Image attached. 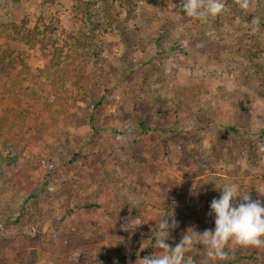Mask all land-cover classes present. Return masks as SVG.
Wrapping results in <instances>:
<instances>
[{"label":"rangeland","instance_id":"374dc122","mask_svg":"<svg viewBox=\"0 0 264 264\" xmlns=\"http://www.w3.org/2000/svg\"><path fill=\"white\" fill-rule=\"evenodd\" d=\"M107 2L136 7L120 11V28L111 20L93 64L75 43L93 28L78 0H0V50L10 46L24 60L0 79V264H67L81 255L83 264H137L162 218L182 227L178 240L193 234L208 193L218 199L225 183L264 203V0L249 12L226 0L206 24L187 17L181 0H96L101 15ZM18 28L46 31L54 46L10 41ZM135 28L146 48L127 49L122 32ZM79 68L93 79L109 72L113 101L75 129L66 116L78 113L71 76ZM119 104L132 120L117 117ZM145 244L162 253L155 237ZM256 249L254 264H264V248Z\"/></svg>","mask_w":264,"mask_h":264},{"label":"trees","instance_id":"16d2710c","mask_svg":"<svg viewBox=\"0 0 264 264\" xmlns=\"http://www.w3.org/2000/svg\"><path fill=\"white\" fill-rule=\"evenodd\" d=\"M45 2H53L55 0H44ZM80 3L84 5L86 18L89 24L93 25V28L88 30L81 29L80 34L75 38L76 46L84 52V58L86 63H93L99 61L101 58V52L104 49L105 45V35L110 33L113 30V23L111 20L120 28V11L127 7V12L132 14L135 11L136 6H113L112 2L106 4L108 7L106 8L105 15H101L96 4V0H78ZM105 1V0H104ZM121 2V0H118ZM182 10V8H181ZM183 12V10H182ZM184 13V12H183ZM185 14V13H184ZM186 15V14H185ZM145 16V15H144ZM146 22L149 23L151 20L147 17L145 18ZM264 24H262L263 26ZM142 28H135L133 32L123 31L122 37L123 41L127 47V49H133L136 46H141L142 48H146L147 42L144 37L141 35ZM41 35V37H40ZM10 41H17L19 43H26L31 47L36 45H40L42 49L47 48V46H54V42L47 36V32L41 31L37 28L30 30L28 32H23L19 28L13 31V36H11ZM24 62L20 53L14 51L10 46H7L5 50H0V79L9 80L12 75L17 71L18 65ZM131 65V62L128 60L127 67ZM63 69L65 73L70 72L71 69L68 68ZM75 72L72 74L71 79H74L73 83H76L75 86L78 88L76 93L72 95V98L76 102V106L78 109V113H69L66 117L69 120L70 124L75 129H80L82 125H86L88 123H92L98 117V111L103 110L104 106L113 101L111 91L108 86V79L110 78V73L106 72L101 73L102 76L99 79H93L84 73L83 68L75 69ZM18 82L17 88H22L19 78H21V73L17 74ZM250 80V78H247ZM144 84V82H143ZM146 84V81H145ZM77 103H82L81 105ZM137 102H134V106H138ZM142 105L143 103L140 102ZM164 104V100L161 101V105ZM162 107V106H161ZM97 111V112H96ZM159 111L162 112L163 116H169V110L164 107L159 108ZM144 114L145 112L142 111ZM246 113V112H244ZM117 117L121 118L122 122H126L128 120H132L130 114L126 113L123 107L119 104L116 112ZM124 116V117H123ZM243 116V114H242ZM140 126H145L143 120L139 124ZM231 131L239 132L245 134L246 132L243 130H238L235 127L230 128ZM62 140L65 145H68L72 148L79 147L78 142L71 143L67 137ZM215 191H211L208 193L210 199L212 201L215 194ZM34 214L38 215L40 212V208L38 204H33L32 208ZM207 214L204 221L199 222V227L197 228V232L202 233L204 231V223H209L210 229H215V215L214 213L210 214V205L206 209ZM196 223H198L196 221ZM203 224V226H202ZM182 230L181 226H177L171 231L174 232L173 239L176 240V244L179 243L180 239L176 238V234L178 231ZM0 243H4V240L0 238ZM142 255L150 256L153 253L154 247L145 244L142 248ZM225 251L229 253L230 259L228 261H221V264H254V261H257L261 256H257L256 247H242L237 246L234 248H225ZM190 254V257L194 261V263L204 262L205 264L212 263L207 258L206 249L203 244L197 243L192 252L187 253L186 256ZM262 255V254H260ZM144 257V256H143ZM81 259V260H80ZM84 257L81 255V258H78V262L71 261L67 264H83Z\"/></svg>","mask_w":264,"mask_h":264},{"label":"clouds","instance_id":"9594fccd","mask_svg":"<svg viewBox=\"0 0 264 264\" xmlns=\"http://www.w3.org/2000/svg\"><path fill=\"white\" fill-rule=\"evenodd\" d=\"M180 3L187 17L205 24L209 17L215 19L227 10L226 0H181ZM234 3L245 12L253 11L256 6V0H234ZM251 23L255 26L253 31H258L259 18L254 17ZM213 32L210 30L206 34L212 36ZM257 149L260 154H264V144H258ZM217 189H222L221 195L210 203V214L215 215L214 230L205 229L202 233L194 231L193 234L188 231L172 247L167 241L171 238V230L177 227V222L174 218L171 223L170 217L162 218L152 230V236L141 242L143 248L146 241L155 237V247L162 253L144 256L138 259L137 264H194L191 257L186 258V254L192 252L197 243L205 246L207 258L212 264L230 259L225 248H264V203L259 199L253 200L249 191L241 193L236 183H225ZM237 197H241L239 202H236Z\"/></svg>","mask_w":264,"mask_h":264}]
</instances>
